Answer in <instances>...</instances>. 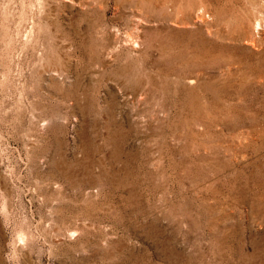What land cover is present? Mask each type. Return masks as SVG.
Instances as JSON below:
<instances>
[{
	"label": "rangeland",
	"instance_id": "374dc122",
	"mask_svg": "<svg viewBox=\"0 0 264 264\" xmlns=\"http://www.w3.org/2000/svg\"><path fill=\"white\" fill-rule=\"evenodd\" d=\"M0 264H264V0H0Z\"/></svg>",
	"mask_w": 264,
	"mask_h": 264
},
{
	"label": "bare ground",
	"instance_id": "6f19581e",
	"mask_svg": "<svg viewBox=\"0 0 264 264\" xmlns=\"http://www.w3.org/2000/svg\"><path fill=\"white\" fill-rule=\"evenodd\" d=\"M45 124V123H44ZM3 182V181H2ZM76 235V234H75Z\"/></svg>",
	"mask_w": 264,
	"mask_h": 264
}]
</instances>
